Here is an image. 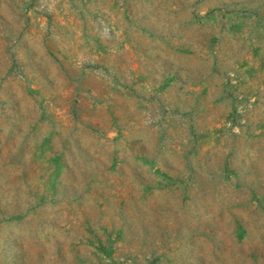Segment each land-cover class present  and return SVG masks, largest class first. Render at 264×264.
<instances>
[{
  "label": "rangeland",
  "instance_id": "rangeland-1",
  "mask_svg": "<svg viewBox=\"0 0 264 264\" xmlns=\"http://www.w3.org/2000/svg\"><path fill=\"white\" fill-rule=\"evenodd\" d=\"M0 264H264V0H0Z\"/></svg>",
  "mask_w": 264,
  "mask_h": 264
}]
</instances>
